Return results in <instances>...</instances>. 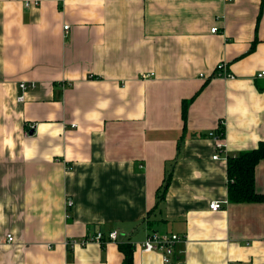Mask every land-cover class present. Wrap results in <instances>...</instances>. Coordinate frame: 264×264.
<instances>
[{
    "label": "crops",
    "instance_id": "obj_1",
    "mask_svg": "<svg viewBox=\"0 0 264 264\" xmlns=\"http://www.w3.org/2000/svg\"><path fill=\"white\" fill-rule=\"evenodd\" d=\"M28 1L0 0V264H264V201H228L207 135L264 141V0Z\"/></svg>",
    "mask_w": 264,
    "mask_h": 264
},
{
    "label": "built area",
    "instance_id": "obj_2",
    "mask_svg": "<svg viewBox=\"0 0 264 264\" xmlns=\"http://www.w3.org/2000/svg\"><path fill=\"white\" fill-rule=\"evenodd\" d=\"M31 3L35 4L36 1H31ZM29 1L26 3V5L31 4ZM67 28L68 26H64ZM216 30V27L211 28V32H214ZM216 75L218 76H228L232 77L231 73H228L225 71V64L223 62H220L217 64L215 69ZM149 74H144L143 77H147ZM264 77V70H261L257 72L256 78H263ZM21 89H27L34 87V83H25L21 82L20 84ZM22 96L20 95L18 99H21ZM223 122L220 123V128L218 130H212L207 135L212 140V143L216 149V152L212 155V158L222 159V155L224 160L227 161L228 159V153L227 151V145L224 142V132L222 130ZM72 204V201L70 199H67V208ZM222 208V203L219 201H211L209 203V209L212 211H217ZM118 237V233L113 230L109 232L106 236L101 232L98 231L93 235L89 236H83L79 238H67L65 240V245L69 249H73L75 246H84L87 243L91 241L99 242L100 244H104L106 241L110 240H116ZM180 239V236L174 233L166 234V233H159V232H151L144 241H142L139 245V248L142 251L149 252V251H161L163 252V261L167 262L170 259V256L173 254V247L175 243ZM7 240L12 241L13 237L12 235H7Z\"/></svg>",
    "mask_w": 264,
    "mask_h": 264
},
{
    "label": "trees",
    "instance_id": "obj_3",
    "mask_svg": "<svg viewBox=\"0 0 264 264\" xmlns=\"http://www.w3.org/2000/svg\"><path fill=\"white\" fill-rule=\"evenodd\" d=\"M194 97L183 100L182 117L186 120V111ZM264 159V141L250 150L237 155L228 156L227 159V199L229 202L264 201V194L255 189L254 170L257 163ZM168 182L165 181L162 194ZM118 248L123 253L121 264H132L133 245L129 242H118Z\"/></svg>",
    "mask_w": 264,
    "mask_h": 264
}]
</instances>
